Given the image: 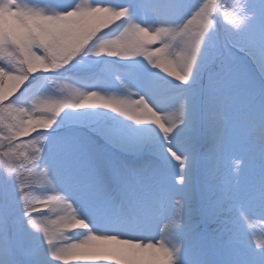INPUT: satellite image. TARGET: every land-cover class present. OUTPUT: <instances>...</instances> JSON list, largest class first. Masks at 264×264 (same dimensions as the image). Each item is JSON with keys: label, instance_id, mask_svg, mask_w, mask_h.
<instances>
[{"label": "snow or ice", "instance_id": "obj_1", "mask_svg": "<svg viewBox=\"0 0 264 264\" xmlns=\"http://www.w3.org/2000/svg\"><path fill=\"white\" fill-rule=\"evenodd\" d=\"M70 68L124 95L45 96ZM0 125V264H264V0H0Z\"/></svg>", "mask_w": 264, "mask_h": 264}, {"label": "rangeland", "instance_id": "obj_2", "mask_svg": "<svg viewBox=\"0 0 264 264\" xmlns=\"http://www.w3.org/2000/svg\"><path fill=\"white\" fill-rule=\"evenodd\" d=\"M113 2H117V0H113ZM230 2V1H229ZM88 59V58H85ZM118 62V61H117ZM244 70L249 75L258 76L256 72L252 71L251 68H249L247 65H242ZM109 69L111 66H108ZM73 70H77L75 68H70ZM109 73V72H108ZM112 75H115L114 73H110ZM79 78H89L88 76H81ZM123 79V77H121ZM162 84H165L166 81L161 82ZM73 86L75 88H80L82 90L88 91L93 90L99 92L101 95L104 96H114V97H120L124 95V92L121 90L119 86V82H117L116 87H111L109 85H106L104 83H99V85H95L94 87H86V86H80L78 84H75L73 81L70 80H56V82L51 86V91L48 93H45L44 95L51 98H59L60 96L66 94L65 93V86ZM135 91V90H133ZM135 98V97H134ZM32 103V100L30 99L28 101L27 105H17L19 106H30ZM227 104L229 105V110L227 111L226 115L228 117V120L231 122L232 120H242L244 118V101L242 97H238L235 100L230 99ZM0 127H2L0 125ZM243 153L241 152H231V153H225L223 157L221 158V162L217 170L220 173H229V172H236L241 168V163L244 161L241 160ZM42 182L48 183V179L42 174ZM48 195H55V193H49L45 195H40L37 197V202L46 199ZM39 208H42L43 206L39 203L37 204ZM49 222L55 221L57 219L58 215H63V213L56 209L49 213ZM242 219L240 221V225L243 228V230L253 236L254 238H264V220L259 219L257 216L250 215L247 212H242ZM163 227V225H161ZM211 229H214L216 227L215 224L210 225ZM71 232L68 230H65L64 235H69Z\"/></svg>", "mask_w": 264, "mask_h": 264}, {"label": "trees", "instance_id": "obj_3", "mask_svg": "<svg viewBox=\"0 0 264 264\" xmlns=\"http://www.w3.org/2000/svg\"><path fill=\"white\" fill-rule=\"evenodd\" d=\"M25 163H27V161H25ZM28 167H31V165L29 164ZM25 175L28 176L29 174L26 172ZM33 177H34V174L29 177V182H32V180L34 179Z\"/></svg>", "mask_w": 264, "mask_h": 264}]
</instances>
